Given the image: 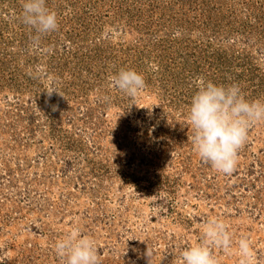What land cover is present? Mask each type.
Here are the masks:
<instances>
[{
	"label": "rangeland",
	"instance_id": "rangeland-1",
	"mask_svg": "<svg viewBox=\"0 0 264 264\" xmlns=\"http://www.w3.org/2000/svg\"><path fill=\"white\" fill-rule=\"evenodd\" d=\"M23 2L0 0V264H61L73 228L101 264H146L148 245L181 264L209 218L232 233L220 264L244 236L264 264V122L230 176L187 122L201 80L264 102V0H47L59 30L39 47ZM121 69L145 78L135 99L111 83Z\"/></svg>",
	"mask_w": 264,
	"mask_h": 264
},
{
	"label": "clouds",
	"instance_id": "clouds-1",
	"mask_svg": "<svg viewBox=\"0 0 264 264\" xmlns=\"http://www.w3.org/2000/svg\"><path fill=\"white\" fill-rule=\"evenodd\" d=\"M21 22L34 32L36 47L43 37L59 30L57 14L47 6V0H24ZM111 83L132 99L146 88L144 76L131 69H121L111 77ZM46 92L49 97L53 93L63 96L55 86ZM187 122L192 130L188 141L198 157L218 173L230 176L236 170L238 154L248 141L250 128L264 122V102L247 100L237 85L201 80L191 100ZM215 249L233 254L232 233L223 220L209 218L202 224L201 242L180 253L181 264H220ZM54 250L61 264H101L96 242L79 228L56 241ZM235 254L239 264H257L252 241L247 236L236 242ZM144 255L146 264H153L154 252L149 245Z\"/></svg>",
	"mask_w": 264,
	"mask_h": 264
}]
</instances>
